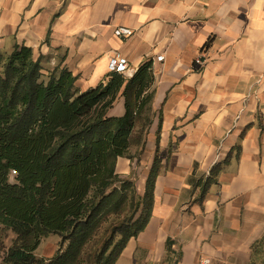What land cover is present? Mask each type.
<instances>
[{
    "label": "crops",
    "instance_id": "obj_1",
    "mask_svg": "<svg viewBox=\"0 0 264 264\" xmlns=\"http://www.w3.org/2000/svg\"><path fill=\"white\" fill-rule=\"evenodd\" d=\"M16 44L46 72L67 67L82 92L109 83L110 58L126 57L132 75L109 116L125 114L127 85L150 63L133 82L150 120L143 152L116 168L138 172L143 193L157 157L161 167L150 221L116 264H251L256 245L264 254V0H0V51Z\"/></svg>",
    "mask_w": 264,
    "mask_h": 264
},
{
    "label": "trees",
    "instance_id": "obj_2",
    "mask_svg": "<svg viewBox=\"0 0 264 264\" xmlns=\"http://www.w3.org/2000/svg\"><path fill=\"white\" fill-rule=\"evenodd\" d=\"M42 61L26 45L0 51V230L15 234L0 264H116L150 221L161 167L157 157L143 193L116 168L120 157L143 152L150 120L133 82L150 63L127 85L125 114L109 116L122 74L82 92L67 67L45 74ZM216 175L202 184L203 195ZM50 234L66 248L39 258L35 251ZM257 246L251 264H264Z\"/></svg>",
    "mask_w": 264,
    "mask_h": 264
},
{
    "label": "rangeland",
    "instance_id": "obj_3",
    "mask_svg": "<svg viewBox=\"0 0 264 264\" xmlns=\"http://www.w3.org/2000/svg\"><path fill=\"white\" fill-rule=\"evenodd\" d=\"M45 74H48L49 72L44 71ZM47 77V75H46ZM46 79V78H45ZM133 150L136 149L135 152L132 151V153L138 152V147L136 145H133ZM139 153V152H138ZM134 162V159L132 160ZM138 170V169H137ZM14 173V172H13ZM136 176L133 175L131 178L135 180L136 184L138 185V172H135ZM139 193H141L138 190ZM15 239V234L10 231H2L0 230V262L2 261L3 257L5 256V253L7 249L12 245L13 241ZM65 244L63 246L62 244V237L58 234H50L47 237H44L35 251V254L39 258H51L55 256L60 250H64L66 248Z\"/></svg>",
    "mask_w": 264,
    "mask_h": 264
},
{
    "label": "built area",
    "instance_id": "obj_4",
    "mask_svg": "<svg viewBox=\"0 0 264 264\" xmlns=\"http://www.w3.org/2000/svg\"><path fill=\"white\" fill-rule=\"evenodd\" d=\"M115 34L118 37H125V36H130L133 34V30L127 27H119L115 30ZM164 56L159 55L157 56L158 60H162ZM205 63L204 55L200 54L194 62V66H199L202 67ZM109 70L111 72H117L125 76L132 75L131 74V69L129 67V60L121 56L120 54L114 55L110 58L109 60ZM210 260L205 259L202 264H209Z\"/></svg>",
    "mask_w": 264,
    "mask_h": 264
}]
</instances>
